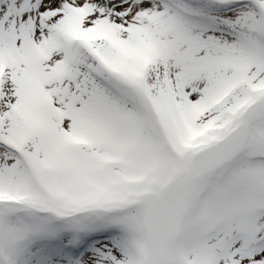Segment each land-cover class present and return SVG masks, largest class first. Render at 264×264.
<instances>
[{"label": "snow or ice", "instance_id": "1", "mask_svg": "<svg viewBox=\"0 0 264 264\" xmlns=\"http://www.w3.org/2000/svg\"><path fill=\"white\" fill-rule=\"evenodd\" d=\"M0 264H264V0H0Z\"/></svg>", "mask_w": 264, "mask_h": 264}]
</instances>
